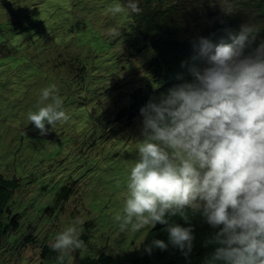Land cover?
I'll list each match as a JSON object with an SVG mask.
<instances>
[{"label": "rangeland", "instance_id": "374dc122", "mask_svg": "<svg viewBox=\"0 0 264 264\" xmlns=\"http://www.w3.org/2000/svg\"><path fill=\"white\" fill-rule=\"evenodd\" d=\"M133 36L144 43L120 0H0V172L18 178L5 215L18 223L0 237V264L123 253L163 198L200 205L234 195L239 174L224 157L203 152L208 171H196L202 145L218 151L223 142L175 116L117 117L146 61L127 58L140 50ZM182 158L194 162L179 176ZM63 185L71 190L56 202ZM82 231L89 240L76 254L70 240ZM55 240L56 254L43 258L40 245Z\"/></svg>", "mask_w": 264, "mask_h": 264}, {"label": "trees", "instance_id": "16d2710c", "mask_svg": "<svg viewBox=\"0 0 264 264\" xmlns=\"http://www.w3.org/2000/svg\"><path fill=\"white\" fill-rule=\"evenodd\" d=\"M120 1L144 40L133 36L140 50L127 58L146 61L117 117L132 123L145 114L153 121L175 116L179 125L213 136L223 142L218 158L239 171V183L225 202L163 198L131 250H102L80 256L79 264H264V0ZM186 163L182 158L178 167ZM17 184L0 172V237L18 223L17 214L5 219ZM70 190L63 185L56 202ZM88 240L82 231L70 244L78 254ZM56 243L40 245L41 256L55 253Z\"/></svg>", "mask_w": 264, "mask_h": 264}, {"label": "clouds", "instance_id": "9594fccd", "mask_svg": "<svg viewBox=\"0 0 264 264\" xmlns=\"http://www.w3.org/2000/svg\"><path fill=\"white\" fill-rule=\"evenodd\" d=\"M199 143H201V141L199 142ZM202 145V144H201ZM203 146L204 145H202V148H201V150L200 151H197V149H196V144H192V147H191V152H194V151H197L199 154H200V156L199 155H197L196 154V157H197V160L199 159L200 161H201V165L200 166H198V168L196 169V171H200V172H207L208 170L206 169V166L205 167H203V165L207 162V161H205L204 159H203V156L201 155L203 152H208V153H210L211 155H213L215 158H218V152L216 151V150H213V149H208L207 147L206 148H203ZM220 159V158H219ZM218 160V159H217ZM194 162V160H191L190 159V161L187 163V165H186V167L184 168V169H182L181 171H180V173H179V176H180V174L185 170V169H187V168H189L191 165H192V163ZM236 170V169H235ZM237 172H238V174H240L239 173V171L238 170H236ZM239 183V182H238ZM178 184H179V186H181L180 184V182H179V180H178ZM238 185V184H237ZM237 185H236V187H237ZM181 187H184V186H181ZM236 189V188H235ZM235 193H236V190H235ZM234 193V194H235ZM179 196V195H178ZM180 196H185L187 199H188V201L190 202V200H189V198L184 194V195H180ZM179 196V197H180ZM231 197H233V196H231ZM231 197H229L228 199H230ZM174 198H176V196L174 197ZM177 199V198H176ZM227 199V200H228ZM223 202H225V201H223ZM191 203V202H190ZM212 203H217V202H212ZM203 204H211V203H203ZM203 204H200V205H203ZM191 205H193V206H200V205H194V204H192L191 203Z\"/></svg>", "mask_w": 264, "mask_h": 264}]
</instances>
